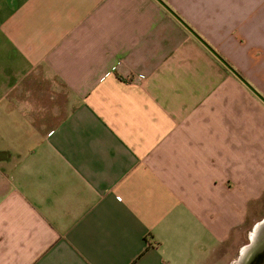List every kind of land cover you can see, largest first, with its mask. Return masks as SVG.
Here are the masks:
<instances>
[{
  "label": "crops",
  "instance_id": "1",
  "mask_svg": "<svg viewBox=\"0 0 264 264\" xmlns=\"http://www.w3.org/2000/svg\"><path fill=\"white\" fill-rule=\"evenodd\" d=\"M163 1L242 78L160 0H0V264L263 252L264 0Z\"/></svg>",
  "mask_w": 264,
  "mask_h": 264
},
{
  "label": "water",
  "instance_id": "2",
  "mask_svg": "<svg viewBox=\"0 0 264 264\" xmlns=\"http://www.w3.org/2000/svg\"><path fill=\"white\" fill-rule=\"evenodd\" d=\"M169 10H171L208 48H210V50L216 54V56H218L234 73H236L237 75H239V73L214 49L212 48L198 33H196L187 23L184 22V20L178 16V14L176 12H174L163 0H160ZM240 76V75H239ZM241 77V76H240ZM242 78V77H241ZM249 86L250 84L245 81ZM251 87V86H250ZM253 88V87H251ZM263 98V97H262ZM264 100V98H263ZM258 256V255H257ZM257 256H253V258H251L249 264H264V250L263 252H261L259 254V257L257 258Z\"/></svg>",
  "mask_w": 264,
  "mask_h": 264
},
{
  "label": "flooded vegetation",
  "instance_id": "3",
  "mask_svg": "<svg viewBox=\"0 0 264 264\" xmlns=\"http://www.w3.org/2000/svg\"><path fill=\"white\" fill-rule=\"evenodd\" d=\"M262 248H263V246H262ZM262 251H260V253H261Z\"/></svg>",
  "mask_w": 264,
  "mask_h": 264
}]
</instances>
